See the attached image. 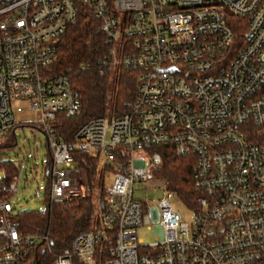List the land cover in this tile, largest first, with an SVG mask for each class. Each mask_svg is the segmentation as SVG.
Segmentation results:
<instances>
[{
    "label": "built area",
    "instance_id": "2783aa9c",
    "mask_svg": "<svg viewBox=\"0 0 264 264\" xmlns=\"http://www.w3.org/2000/svg\"><path fill=\"white\" fill-rule=\"evenodd\" d=\"M80 1L108 45L100 68L136 69V94L128 112L92 117L64 139L58 115L76 118L82 102L52 67L77 17L75 0H0V138L17 113L38 112L24 123L45 134L51 152L49 199L77 202L90 191L77 152L97 159L102 191L91 229L54 253L47 232L22 234L12 221L19 179L4 172L0 264H36L39 252L51 264H95L97 251L108 254L106 264H264V0ZM156 147L193 160L191 223L157 173ZM136 183L163 195L137 197ZM144 225L156 233L149 244L135 232Z\"/></svg>",
    "mask_w": 264,
    "mask_h": 264
},
{
    "label": "trees",
    "instance_id": "16d2710c",
    "mask_svg": "<svg viewBox=\"0 0 264 264\" xmlns=\"http://www.w3.org/2000/svg\"><path fill=\"white\" fill-rule=\"evenodd\" d=\"M75 3L78 9L77 17L58 40V58L52 67L54 73L68 76L72 88L78 91L82 102L81 113L76 118L67 119L58 115L60 124L58 130L66 140L71 138L73 131L85 120L100 115L128 112L136 94L138 74V71L132 68L117 67L113 71L106 67L100 68L102 57L108 49L100 21L95 18L89 5L80 0H75ZM232 24L236 25L235 22ZM238 26L237 33L240 34V25ZM16 126L0 138V156L16 144L14 135ZM248 131L250 138L257 140V131L252 126ZM46 147L47 170L52 164L50 149L47 145ZM156 149L163 158V165L157 172L158 175L167 180L170 189L177 191L183 203L195 206L197 193L192 188V158L177 156L170 147H156ZM75 160L84 179L90 184V191L83 199L77 202L51 201L49 178L46 174L48 182L45 208L18 211L11 216L12 221L19 224V232L22 234L47 232L54 253L67 251L78 234L91 229L94 196L96 192L100 195L102 193L100 184L96 183L97 159L77 152ZM0 168L4 170L6 180L18 175V167L9 161H0ZM8 199L9 196L0 190V201ZM94 259L95 264H106L108 254L105 251H97ZM51 261L52 256L48 252L37 254L36 264H51Z\"/></svg>",
    "mask_w": 264,
    "mask_h": 264
},
{
    "label": "rangeland",
    "instance_id": "374dc122",
    "mask_svg": "<svg viewBox=\"0 0 264 264\" xmlns=\"http://www.w3.org/2000/svg\"><path fill=\"white\" fill-rule=\"evenodd\" d=\"M115 114V113H112ZM111 115V114H109ZM39 118L38 112H21L16 114V127L14 135L16 144L13 148L0 156V161H9L18 167V189L10 198L13 211L23 210H43L45 208V197L47 192L46 163L48 159V150L46 147L45 134L33 127L31 124L22 126L24 122H36ZM103 166L100 161L99 168ZM107 172V182H112V174ZM4 177V170L0 168V181ZM141 183H136L135 196L146 199H158L163 195L162 188H148ZM98 194L94 196V210L98 208ZM180 212L182 219L191 223L194 218V210L189 208L183 201L173 203ZM196 206V205H195ZM137 238L142 240L143 244L153 242L156 233L153 228H147L145 225L135 229Z\"/></svg>",
    "mask_w": 264,
    "mask_h": 264
}]
</instances>
